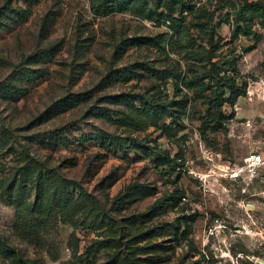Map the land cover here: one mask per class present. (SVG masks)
<instances>
[{
    "label": "rangeland",
    "instance_id": "374dc122",
    "mask_svg": "<svg viewBox=\"0 0 264 264\" xmlns=\"http://www.w3.org/2000/svg\"><path fill=\"white\" fill-rule=\"evenodd\" d=\"M188 2L214 12L231 39L220 0ZM90 3L0 0V13L21 12L0 31V248L10 251L0 264H264V177L199 178L264 149V28L259 41L234 39L247 90L225 105L227 131H214L202 103L157 118L141 101L179 97L154 74L178 65V55L136 43L171 32L168 23L129 11L95 15ZM122 69L133 77H112ZM163 151L177 160L167 163ZM33 170L51 176L38 187ZM65 189L75 203L81 190L89 198L70 220L14 201L48 202L44 193Z\"/></svg>",
    "mask_w": 264,
    "mask_h": 264
},
{
    "label": "trees",
    "instance_id": "16d2710c",
    "mask_svg": "<svg viewBox=\"0 0 264 264\" xmlns=\"http://www.w3.org/2000/svg\"><path fill=\"white\" fill-rule=\"evenodd\" d=\"M90 2L91 10L95 15L105 16L113 12L129 11L143 18L163 20L168 23L171 32L155 37H143L136 42L139 45H151L163 50L168 45L170 51L179 57L176 61L178 65L154 72L159 79L173 83L174 89L179 93L178 99L167 98L168 95L163 94L159 95L155 101L141 99L149 116L163 118L169 114L178 118L181 114L188 113L189 105L191 107L193 102L202 103L209 107L204 127L214 131H227L231 116L226 114L225 105L233 106L240 96L246 94L248 85L246 81L241 80L238 69L239 55L236 54L234 39L239 36L253 37L256 41L261 39L262 35L258 27L264 28V0H220L222 10L218 17L221 22L230 25L232 31L230 40H225L218 28L214 26L215 13L209 11L204 4L197 6L188 0H90ZM160 9L163 10L160 11ZM15 13L21 12L13 6L0 13V31L6 24L5 19L8 20ZM225 45L226 49L223 50ZM21 72L27 78H35L36 75L32 68H26ZM133 72V70L122 69L112 77L126 79L133 77ZM15 89L13 87L11 91L15 93ZM129 100L130 98L126 97V101ZM100 114L103 117H110L108 112L103 111ZM203 132L206 133L205 130ZM104 137L89 135L85 137V140L100 139L99 141L105 143ZM160 157L169 164L177 160L176 156L171 157L167 151L161 152ZM172 167L175 169L177 165L173 164ZM33 171L38 187L42 179H49L51 176L41 171ZM63 181L65 182L64 179ZM23 185L22 181L19 182V186ZM65 185L69 187L66 182ZM81 191V200H78L80 203L73 202V195L69 193V189L42 194L44 198H50L47 199L48 202L37 203L34 200L27 202L19 196L14 201L17 209H24L29 214L40 211L42 208L47 211L57 208L66 219L70 220L75 212L86 209V202L89 200L88 192L86 189ZM42 203L43 207H41ZM37 225H30L27 233H30V230H36ZM0 253L6 257L10 255L7 248H0Z\"/></svg>",
    "mask_w": 264,
    "mask_h": 264
},
{
    "label": "built area",
    "instance_id": "2783aa9c",
    "mask_svg": "<svg viewBox=\"0 0 264 264\" xmlns=\"http://www.w3.org/2000/svg\"><path fill=\"white\" fill-rule=\"evenodd\" d=\"M220 164V166L213 168L208 174L199 173V178L206 180L209 176L220 175L232 180L250 179V181H252L256 178L264 177V149L249 152L244 156L241 162ZM212 232H215L213 228Z\"/></svg>",
    "mask_w": 264,
    "mask_h": 264
}]
</instances>
